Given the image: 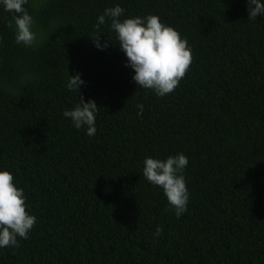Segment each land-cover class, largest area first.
<instances>
[{"label":"trees","instance_id":"trees-1","mask_svg":"<svg viewBox=\"0 0 264 264\" xmlns=\"http://www.w3.org/2000/svg\"><path fill=\"white\" fill-rule=\"evenodd\" d=\"M117 4L187 38L172 93L139 88L107 22L95 47L97 17ZM248 18L246 0H49L31 50L0 10V167L37 217L0 264H264V17ZM77 72L79 93L66 88ZM80 96L99 108L94 136L63 116ZM177 153L190 192L179 219L142 171Z\"/></svg>","mask_w":264,"mask_h":264},{"label":"clouds","instance_id":"clouds-1","mask_svg":"<svg viewBox=\"0 0 264 264\" xmlns=\"http://www.w3.org/2000/svg\"><path fill=\"white\" fill-rule=\"evenodd\" d=\"M249 18L256 20L264 17V0H246ZM49 0H0V10L9 13V27L14 29V42L24 49L35 50L45 40V32L38 25L36 14L44 9ZM31 9V11L29 10ZM125 9L119 4L106 7L97 17L94 25L96 33L91 35L97 49L108 47L109 41L101 43L102 26L107 22L115 33L121 50L126 55V67L134 70L133 80L139 88L151 90L156 96L164 97L178 86L193 59V50L186 37L173 26L165 23L155 14L124 18ZM56 26L58 21H52ZM0 37V43H2ZM110 40L112 38L110 37ZM26 79H21L23 84ZM82 74L77 72L69 76L66 88L78 92L85 85ZM142 109V105L139 106ZM99 108L89 98L85 102L82 96L73 109H66L63 116L70 119L76 130H85L88 136L97 132L96 118ZM188 157L183 153L169 155L167 158L146 157L143 161V176L153 186L163 190L168 204L179 219L188 210L190 192L185 178ZM24 189L14 181V174L0 167V249L18 247V237L28 239L37 222L31 207L26 203ZM27 208V211H26ZM162 229L157 227L154 236L158 237Z\"/></svg>","mask_w":264,"mask_h":264}]
</instances>
